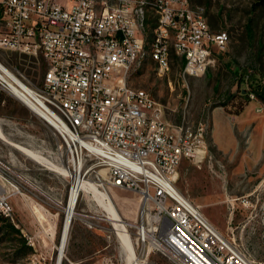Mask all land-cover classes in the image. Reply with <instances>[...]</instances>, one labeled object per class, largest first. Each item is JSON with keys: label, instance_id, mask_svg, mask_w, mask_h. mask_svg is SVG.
I'll return each instance as SVG.
<instances>
[{"label": "built area", "instance_id": "obj_1", "mask_svg": "<svg viewBox=\"0 0 264 264\" xmlns=\"http://www.w3.org/2000/svg\"><path fill=\"white\" fill-rule=\"evenodd\" d=\"M150 20L157 25L155 54L164 75L167 51L182 63V78L200 77L213 49L224 51L231 40L227 31L208 29L205 12L192 13L185 0H0V48L46 65L41 85H35L0 61V91L46 121L54 134L65 129V136L55 135L57 164L92 180L102 193L122 189L139 196L128 229H134L140 253L157 252L173 264H258L177 187L181 162L208 151L204 126L168 124L163 105L148 91L133 92L127 81L141 61ZM31 39H38V47H31ZM241 91L248 101L257 100L250 84ZM256 112L264 117V104ZM6 170L0 159V211L14 223L11 200L25 193ZM78 217L76 212L73 219Z\"/></svg>", "mask_w": 264, "mask_h": 264}, {"label": "rangeland", "instance_id": "obj_2", "mask_svg": "<svg viewBox=\"0 0 264 264\" xmlns=\"http://www.w3.org/2000/svg\"><path fill=\"white\" fill-rule=\"evenodd\" d=\"M188 2L204 7L202 10L210 22L217 25L215 31H227L231 38L228 46L224 51L213 49L212 63L200 77L182 78L179 75L182 63L175 61V55L170 72L160 74L155 61L145 52L131 69L128 83L150 92L163 105L168 124L204 126L211 160L202 169L184 161L178 189L188 197L192 193L214 197L219 203L211 205L207 212L219 206L224 221L235 212L237 224L216 225L233 227L239 243L258 259H255L258 264H264V176L261 180L252 178L258 166L239 174L236 164L227 165L225 155L216 146V141L233 140L242 151H247L258 137L263 118L255 106L264 104V6L258 5V0ZM148 27L149 37L152 29ZM0 61L21 72L31 83L41 85L46 71L41 58L0 48ZM247 83L259 94L256 101L241 96L240 90ZM0 127L10 141L56 162L58 140L53 128L3 91H0ZM0 159L11 169L5 175L20 182L25 193L18 196V206L14 205L15 222L5 217V221H0V264H56L54 245L59 243L63 229L70 178L37 163L2 139ZM202 179L208 180L202 184ZM256 191L262 195L261 203ZM112 196L123 221L136 218L140 205L137 194L114 189ZM202 210L207 216L206 208ZM76 212L79 217L73 219L62 264H127L121 239L104 219L106 213L98 202L84 193ZM11 226L19 233L11 230ZM130 232L135 237L134 229ZM133 244L139 264H173L157 252L142 254Z\"/></svg>", "mask_w": 264, "mask_h": 264}, {"label": "bare ground", "instance_id": "obj_3", "mask_svg": "<svg viewBox=\"0 0 264 264\" xmlns=\"http://www.w3.org/2000/svg\"><path fill=\"white\" fill-rule=\"evenodd\" d=\"M140 1L142 0H133V4H140ZM185 5H190L188 0H185ZM190 9L192 10V13L204 12L202 9L195 10V8L193 9L191 7ZM146 26L147 23H145V45L144 47H142L141 50V58L144 56L145 52H147V54H149L152 60L155 61V63L159 68V71L161 72V64H159L158 61L156 60V54H155L157 49V25H154L155 27L153 29V33L150 39H149L150 36L149 37L146 36L147 34ZM208 29H212L209 23H208ZM0 31H2V23H0ZM227 35L229 34L227 33ZM31 47H38V39H31ZM173 55H175L174 51H167V61H165L166 74L169 73L171 70ZM137 63L138 62H135L133 67ZM129 73L130 72L127 73V81H128ZM133 92L145 93L147 91L133 87ZM55 135L65 136V129L55 128ZM0 139L9 143L15 149L21 151L22 153H24L26 156L36 161L37 163L42 164L47 168L62 174L65 177L72 178V186L67 200V205L64 208L65 220L63 224L60 241L58 244L54 245V248L56 249L57 252L56 264H62V261L65 257V249L69 238L70 228L75 215V209L80 197V192L82 190L86 195L90 196L92 199L97 201L98 204L104 209L105 212H107V214L111 218L112 224L114 226V230L117 231V235L121 239L123 250L127 257L126 258L127 264H139V259L137 257L136 249L133 244L134 242L132 240L133 237L128 229V226L135 221L136 219L135 217H133L129 221H123L119 213L117 212V209L115 208L114 204L112 203L110 195H108L107 193H102L97 187V184H95V182L89 179H84L81 174L70 173L69 171L65 170L61 165L57 164L55 161H52L50 158L44 156L41 152L32 150L24 145L10 141L3 133L1 127H0ZM99 175L104 179H108V175L104 170H100ZM0 214H2L1 211Z\"/></svg>", "mask_w": 264, "mask_h": 264}, {"label": "crops", "instance_id": "obj_4", "mask_svg": "<svg viewBox=\"0 0 264 264\" xmlns=\"http://www.w3.org/2000/svg\"><path fill=\"white\" fill-rule=\"evenodd\" d=\"M251 103L252 102H250L249 104H251ZM256 108H257V106H255V110H256ZM261 118H263V119L261 121L262 125L258 129V132H259L258 137L248 147L247 151H242V149H240L237 146V143L233 140H229V142H224L221 140L216 141L217 148L219 149V151H221L225 155L224 159L226 160V164L227 165L236 164V166H237L236 171L239 172V174H241L243 171H246V169L249 172L252 168H254V167L256 168V166H258L257 174L252 176V178H256L257 180H261L264 176V117L261 115ZM210 160H211V157L208 156V152H207L205 155L201 156L196 161L184 159L181 162V164L184 161H190L194 165H196V167L198 169H202V167L206 166L207 165L206 163L209 162ZM181 164H180V167H181ZM180 167H179V177H180ZM244 173H246V172H244ZM207 180L208 179H202L201 180L202 184ZM204 188H205V186L202 187V189H204ZM256 193H257V201L259 203H261L260 201L262 199V195H261L260 191H256ZM191 197H193V198H191ZM189 198L195 204L200 205L202 207V209L206 208V212H207V209H209V207L211 205H213V204L216 205L219 203V201L215 202L214 197L209 196V195H199V194L196 195V194L192 193V196H189ZM11 201H12L13 207H15V206H18L17 204H18V201H20V200H18V196H15L12 198ZM221 210H222V208H220L219 206L214 207V210L211 213H209V211L207 212L208 215L206 217L224 235H226V236L234 235L235 237H237L233 227H229L228 229H226V227H224L222 225H216V224H237V222H236L237 216L235 215V212L230 214L228 221H224L223 218L221 217V214H220ZM14 211H15V208H14ZM72 223H73V221H72ZM65 253H66V249H65ZM254 259L258 260L256 257H254Z\"/></svg>", "mask_w": 264, "mask_h": 264}, {"label": "trees", "instance_id": "obj_5", "mask_svg": "<svg viewBox=\"0 0 264 264\" xmlns=\"http://www.w3.org/2000/svg\"><path fill=\"white\" fill-rule=\"evenodd\" d=\"M190 4V7L191 8H195V10H198V9H202V8H204L202 5H197V6H194L193 4H191V3H189ZM258 5H260V6H264V0H258V3H257ZM205 16H206V19H207V21H208V23H209V25H210V27L213 29V30H215V27L214 26H217L214 22H210V20H209V18H208V16L205 14ZM154 20H150V23H147V26H149L148 28H151L152 29V31H150V33H149V36L151 37V35H152V32H153V29H154ZM241 91V90H240ZM257 96H259V94L257 93L256 94ZM241 96L243 97V98H245L246 96H244L243 95V93H242V91H241ZM246 100H248L247 98H246ZM0 221H5V218L2 216V214H0ZM11 230H13V231H15L16 233H19V231L18 230H16L13 226H11Z\"/></svg>", "mask_w": 264, "mask_h": 264}]
</instances>
